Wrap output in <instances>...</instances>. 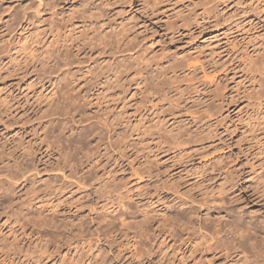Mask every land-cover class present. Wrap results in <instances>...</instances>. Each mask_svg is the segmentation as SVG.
<instances>
[{
  "label": "rangeland",
  "instance_id": "1",
  "mask_svg": "<svg viewBox=\"0 0 264 264\" xmlns=\"http://www.w3.org/2000/svg\"><path fill=\"white\" fill-rule=\"evenodd\" d=\"M149 3L0 0V206L61 218L21 235L16 263L262 264L201 216L264 221V0ZM189 208L213 248L186 243Z\"/></svg>",
  "mask_w": 264,
  "mask_h": 264
},
{
  "label": "bare ground",
  "instance_id": "2",
  "mask_svg": "<svg viewBox=\"0 0 264 264\" xmlns=\"http://www.w3.org/2000/svg\"><path fill=\"white\" fill-rule=\"evenodd\" d=\"M49 1H51V0H40V2H42L43 4L48 3ZM144 3H146V5H148L145 8H148V9L151 8V6L149 5L150 4L149 3V0H144ZM173 15H174V13H173ZM130 39H131V35H129V34L126 36V39L124 38L125 41L126 40H130ZM163 67H164L165 70L163 72H161V73L158 72V74L157 75L155 74V76H153V75L151 76L150 75V78H151L150 80L154 81V80H156L158 78L160 79L162 74H165L166 77L168 76V77H171L172 78L171 73L174 74V73L177 72V66L175 67L173 65H170V66H168V67L165 68V66L163 65ZM156 73H157V70H156ZM160 84H161V82H160ZM158 87H159V89H162L161 88V85L158 86ZM156 88H157V86H156ZM151 89H153V88H151ZM151 89H150V91L151 92H154V90L152 91ZM164 91H165V89H164ZM164 96H165V94H164ZM162 97H163V95H162ZM158 122H162V121L159 120ZM167 123H166V125H167ZM159 124L160 123H158V126H159ZM178 128H179V126H178ZM166 130H167V128H165V131ZM178 132H176V133H178ZM176 133H174V132L171 131L169 134L165 133V135L167 134V135L170 136V134H171V136L169 137V139H171L172 141H177V144H181L182 141L180 142L178 140V138H179L178 136L179 135L177 136ZM200 134H201V132H200ZM204 135H206V134H204ZM198 138H199V135H198ZM195 139H193L192 141L194 142ZM199 141H200V138H199ZM195 142L197 143L198 140L195 141ZM186 143H187V141H186ZM181 150H184V149H181ZM1 183H0V196L5 195L6 193L8 194V193H12L13 192V189H10L8 187H5L4 186L5 184L3 182H1ZM204 192H206V191H204ZM7 200H9V199H7ZM194 201L195 200L192 199L191 196H189L185 200V204L194 203ZM185 210H188V212L185 211V213L186 212L188 213V214H185V226H186V230H187V231L185 230L186 231L185 233L187 235V241H186V243L189 244V245H192L194 242L195 243L197 242V244L199 246H202V248L203 249H206V250L213 248L212 243L209 244V240L206 239L205 234L202 232V229L203 228L201 229L200 232L197 231L198 234H194L193 233L194 231L193 232L191 231L195 227L194 226V223L192 221V216H193L192 212H194V210L192 208L185 209ZM0 211H1V213H5L7 215V217H8L7 219L11 223V231H10L9 234H10V238L11 237L13 238V241L10 242V243H7V244H5V243L1 244L0 243V260L3 261L4 264H18V263H16V261H15L14 257H12V255L13 256H16L19 253H22L23 252V248L20 246V243L22 242V239L20 238L21 235L30 236L31 238L35 236L34 233H33L34 230H31V232H29V229H31L32 227H34L35 229H38L39 231H40L41 228H43L45 231L48 230V232H44V233H45V235L47 234L51 238V236L52 237H55V235L57 234L56 231L59 228L58 224L61 223V218L56 217V216H52V218H48V217L44 216L43 213L34 214L33 207L27 206V205H25V204H23L21 202L20 203H16L14 201V199L7 201L6 204L5 203H2L1 206H0ZM223 212L225 214L224 213L222 214V211H218V215L219 216L218 217L216 216L215 218H211L212 213L210 211V208L204 209L205 216L204 217L201 216L202 220H207L209 222L210 225L209 224L208 225L214 229L213 230V233H214V231H216L214 233V235L216 234V236L211 235V234H210V236H212V237L213 236L214 237L220 236L219 237V239H220L221 237H224V236H221L222 234H227V239L226 240L224 239L225 242H223L224 243L223 246L221 245L222 246V249H226L229 252H231V254H236V256H238L241 253L244 255L240 259H237L236 262H241L242 261L241 263H244V262L250 261V257H252L253 259H257L258 262H262V264H264V221H262V223H260L259 225L258 224H255V225H253V224L248 225L247 224V225H245L246 223L244 222V220L242 219L241 216H238V215L233 214L230 210H228V211L226 210V211H223ZM199 216H200V213H199ZM227 216L228 217H232L233 216L234 217V220H232L231 222L230 221L229 222L226 221L225 222L226 224L223 225L224 224V221H221V220L224 219V218H226ZM170 218H172V217H170ZM179 218L177 217V220L178 221H179ZM100 219H101L100 221H103V222L109 221L108 220L109 219L108 217H103V218H100ZM143 219L144 220H142V221L139 222V226H140L141 229L148 222V217H147V219L145 217ZM169 223H171V221ZM66 225L73 226V221H68L66 223ZM173 225H175V224H173ZM131 226L134 227V225H131ZM136 226H137V221H136ZM224 226L225 227L228 226V232L227 231L226 232L224 231V233H223ZM135 228H137V227H135ZM200 228L201 227H199V229ZM212 228H210V229H212ZM53 229H54V231H53ZM230 234H231V236H229ZM45 235L42 233V235L40 236V238H43V236H45ZM212 239L213 238H211V240ZM215 240L217 241V238ZM45 241L47 242L46 239H45ZM5 246L6 247L8 246L6 250L4 249ZM44 252H47V250L44 251ZM248 252H250V256H246V253L248 254ZM25 258H27L29 260H32V259L35 258V256H34L33 253H30L27 250V254L25 255ZM65 260L66 259H64V261L62 262V264L65 263ZM35 262H36V260H35ZM73 264H83V263H80V261H79L78 263H73Z\"/></svg>",
  "mask_w": 264,
  "mask_h": 264
}]
</instances>
